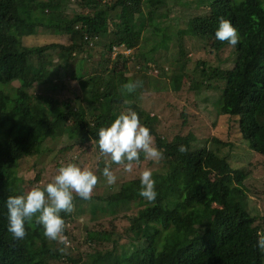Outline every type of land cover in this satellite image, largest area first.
Instances as JSON below:
<instances>
[{
    "label": "trees",
    "instance_id": "1",
    "mask_svg": "<svg viewBox=\"0 0 264 264\" xmlns=\"http://www.w3.org/2000/svg\"><path fill=\"white\" fill-rule=\"evenodd\" d=\"M63 2L0 0V264H264V229L261 224L254 225L256 218L246 209L244 169L232 168L225 157L205 144L193 146V132L179 133L170 141L155 133V107L143 97L146 77L139 80L141 84L134 91L124 88L135 80L129 78L124 64H117L119 60L132 62L139 55L150 60L136 49L158 52L167 48L164 34L156 39L149 32L157 34L159 28L152 25L154 16L169 15L170 1L79 0L81 8L91 11L71 17L57 13ZM193 2L182 4L183 8ZM198 2V12L190 18L186 33L200 40L212 39L221 18L230 20L239 33L238 43L232 45V66L230 59L208 69V63L197 61L192 69L199 68V75L189 82L190 95L206 92L205 104L214 111L207 112L201 122L206 120L216 130L222 116L234 121L238 136L232 140L213 135L210 141L226 147L227 152L243 147L264 155V0ZM43 9L49 13L45 15ZM39 26L70 35L72 43L23 45L22 37L34 35ZM97 38L106 42L109 58L114 56L113 65L87 74L80 66L67 68L73 53L84 52L86 42L93 45ZM224 42L212 41L211 46L219 49ZM123 47L129 52L122 53ZM54 48H60L57 61L49 52ZM179 60L176 57L173 65ZM225 62L227 67L223 69L221 64ZM162 73L169 74L164 69ZM170 74V82L162 84L160 73L149 79L146 92L179 91L185 73ZM65 75L77 82L82 101L77 99L72 104L65 99L59 103L53 95L54 90L64 88ZM13 82L18 86L13 87ZM129 108L150 129L154 146L162 149L161 160H157L160 165L153 172L156 199L149 202L139 195V178L123 180L113 185L108 195L91 196L86 208L82 206L86 200L79 197L83 202L75 201L70 217H63L67 244L47 239L34 217L25 222L34 225L25 228L24 238L13 239L6 228L5 195L48 183L27 181L24 188H14L15 178L11 177L18 174L14 171L18 162L47 150L44 144L48 138L55 139L63 130L81 144L90 139L96 144L97 130ZM186 123L183 119L182 125ZM181 144L185 152L178 150ZM142 156L133 162L139 163ZM55 160L52 171L61 164L59 158ZM95 165L101 170L108 165L113 170L118 164L104 155ZM122 168L125 170V165ZM198 208L215 210L207 217ZM105 210L111 214L105 216ZM78 217L90 223L101 220L100 228H79L74 221ZM106 217L124 220L122 230L113 221L104 225L102 219ZM80 233L88 250L85 253L80 252L81 244L72 242ZM123 238L132 240L135 248H123Z\"/></svg>",
    "mask_w": 264,
    "mask_h": 264
},
{
    "label": "rangeland",
    "instance_id": "2",
    "mask_svg": "<svg viewBox=\"0 0 264 264\" xmlns=\"http://www.w3.org/2000/svg\"><path fill=\"white\" fill-rule=\"evenodd\" d=\"M169 1V15L166 17H160V15L154 16L155 20L152 25L157 26L159 31L156 35H153L151 30L149 32V34L156 37V39H159L160 35L164 34L168 39L167 48H162L158 52L152 50L147 51L148 48H146V50L136 49V51L146 53V57L150 58V60H145L139 55L132 62L127 61L122 63L119 60L117 64L119 66L124 64L127 75L135 81H139L142 77H146L142 85V89L144 90L143 97L144 101L146 100L150 102L155 107V113L157 115L155 128L160 136H165L166 139L170 141L176 134L193 132L196 141L192 144L205 143V147L208 149L213 148L218 155L225 157L232 168L244 169L247 174L243 179L242 188L246 196V209L256 218L254 225L261 224V227L264 229V155L256 153L251 148L243 147L230 148L227 152L226 147H222L220 144L217 147L216 144H213V142L210 141V137L213 135L218 136L220 139L232 138L233 140V138L238 136L237 126L234 121H226L224 116L220 118V125L216 130L215 128L210 127L206 120L201 122V118L205 117L207 112L209 114H214L210 105L205 104L207 103L205 98L208 95L204 91H199L196 92L195 95H190L191 91L188 90L189 82L199 75V68L192 71L197 61L208 63L206 65V68L208 69L212 65H217L221 61L230 59L232 66L234 48L230 45L216 49L211 46V43L214 40H200L197 37L186 33L185 29L190 23V18L198 12L200 6L198 0ZM189 1H196L197 3L193 2L183 8L182 4ZM41 11L45 13V15L49 13L45 9ZM90 11L91 10L88 8H81L79 0H65V2L60 4L57 13L61 16L67 15L68 17H71L75 13H87ZM183 12H185V14H183ZM158 23H160V25ZM51 43L68 45L72 43V38L70 35L58 34L52 29H46L44 26H39L34 35L22 37V44L29 47ZM105 44L106 42L99 38L94 40L93 45L91 43L88 44L87 41L84 52L76 53L75 56L73 55L70 58L67 68L71 69L80 66L83 74H87L94 70L101 71L104 67H110L113 65L112 62L114 56L111 55L109 58L107 49L104 46ZM180 49L182 51H180ZM49 52L53 59L57 61L59 58L57 54L60 52V48L51 49ZM176 57H179L180 60L174 66L173 61ZM221 67L223 69L226 68V62L222 63ZM163 69L169 74L162 73ZM172 71L185 73V75L181 77L179 91L146 92L149 79L154 78L160 73L159 79L161 84L164 82H170V76L172 75L170 73ZM12 86L17 87L18 83L13 82ZM53 95L59 103L68 99L72 104L77 99L82 101L81 97H83L82 91L77 87V82L66 75L64 77V88L58 91L54 90ZM57 106L62 107L60 105ZM183 119L187 120V123L184 125H182ZM66 132V130H63L55 139H48L44 144V147L47 148V150L40 152L37 155L24 158L18 166V174L26 175L25 179H31L36 173H39L44 166L45 169L42 171L38 181V184H43L46 181H51L57 172V170L52 171L56 157L61 160L60 166L69 162L79 164L80 166L84 163L87 168L97 173V184L94 186L91 196L104 197L113 190L112 186L116 183L119 184L123 180L129 181L140 178V173L145 168L151 169L153 173L160 165V162L157 160L146 159L144 155L139 163L132 162L128 169L125 168L124 170L122 166L125 164L120 163L117 165V168L114 167L112 170L116 176V181L109 185L106 182V178L101 174V166L96 168V161L104 155H100L99 148L94 141L90 139L81 144V142L75 140V137L69 138ZM154 136L159 137L157 134ZM206 138L208 139L206 140ZM198 145L200 144H196V146ZM138 164L142 167H138ZM58 167L59 166H57V169ZM118 168H122L123 171ZM73 195L75 194L73 193ZM92 199L93 198L86 200V203H83L84 205L82 206L86 208L87 204H89ZM73 200V204L76 202H83L77 194ZM214 210V208H210L209 210L197 209V211L203 212L207 217H210L212 215L211 211ZM109 214H111V212L106 211L105 216ZM70 215L71 212L65 213L62 211V217L68 219ZM74 221L75 225L79 228L85 225H87L88 228H100L99 225L101 220H97L99 223L97 221L90 223L87 218L78 217L74 219ZM111 221L116 223L120 231L122 230L124 220L118 218L115 219L114 217H106L102 219L104 225H111ZM31 224L33 223H25V228H30L32 226ZM67 224L72 225V221H68ZM104 227L107 231L110 230L106 226ZM82 239V233H80L74 237L72 242L81 244L83 248H80V252L85 253L88 250L86 249V246L82 244ZM123 241H125L124 238ZM133 245L134 243L132 240H128L123 243V248H135Z\"/></svg>",
    "mask_w": 264,
    "mask_h": 264
},
{
    "label": "clouds",
    "instance_id": "3",
    "mask_svg": "<svg viewBox=\"0 0 264 264\" xmlns=\"http://www.w3.org/2000/svg\"><path fill=\"white\" fill-rule=\"evenodd\" d=\"M212 40L216 43L217 40L227 41L222 43V46H235L239 41V33L230 20L221 18L212 35ZM127 52L129 50L123 47L122 53L126 54ZM73 55L75 56V54ZM140 84V81H131L126 83L124 88L132 92ZM155 122L156 120L153 119L152 126L157 133ZM96 144L102 155L110 156L113 163H124L126 169L130 168L133 161L139 159L141 153L146 159L154 160H158L163 155L154 146L150 129L140 122L138 113L131 108L121 111L113 121L97 130ZM196 144L203 146L205 143ZM196 144L192 145L197 147ZM178 150L185 152L186 147L181 144L178 146ZM22 160L18 162L14 171L18 169ZM101 174L109 185L115 183L116 176L108 165L102 169ZM38 175L39 173H36L31 179H25L26 175L14 173L11 177L15 178L14 188H24L27 181L36 182L39 180ZM97 179V176L89 168H82L79 164L69 162L59 166L52 180L43 187H32L27 192L16 195H12L13 192H8L4 201L7 210V231L13 239H23L26 235L25 222L34 217L35 223L42 227L43 234L47 239L67 244L64 235L65 220L60 213L62 211L70 213L73 210V193L83 200H89L93 188L97 184ZM139 179V195L149 202L154 201L157 192L152 170L145 168L140 173Z\"/></svg>",
    "mask_w": 264,
    "mask_h": 264
}]
</instances>
